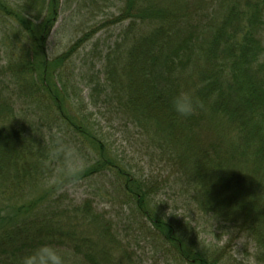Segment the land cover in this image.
<instances>
[{"label": "trees", "instance_id": "trees-1", "mask_svg": "<svg viewBox=\"0 0 264 264\" xmlns=\"http://www.w3.org/2000/svg\"><path fill=\"white\" fill-rule=\"evenodd\" d=\"M71 2L0 0L3 33L19 44L6 65L14 76L0 78V264H21L44 246L64 253V264H111L118 250L129 255L134 228L192 264H216L186 252L183 224L174 223L183 205L235 226L264 262V0H104L99 27L117 31L105 52L82 50L89 32L50 55L62 9L81 15ZM179 89L205 109L176 116L170 100ZM101 120L119 121L132 148L144 149L112 158L114 135ZM85 147L92 163L71 172L66 156ZM108 173L122 183L115 217L66 190ZM163 195L176 197L170 214Z\"/></svg>", "mask_w": 264, "mask_h": 264}, {"label": "rangeland", "instance_id": "rangeland-1", "mask_svg": "<svg viewBox=\"0 0 264 264\" xmlns=\"http://www.w3.org/2000/svg\"><path fill=\"white\" fill-rule=\"evenodd\" d=\"M10 1L11 3H15L19 0ZM62 1L66 3V0ZM103 1L104 0H93L92 3L90 0H72L70 5H72L73 9H75L78 4L81 9V15L73 18L69 17L71 10L67 11L62 9L59 21L56 23L48 41V53L50 55H56L65 51L74 41L83 35V37H85V34L89 32L91 33L88 36L89 38L86 44L84 45L83 43L84 46L82 50L86 49V52L90 53L91 50H94L98 46L104 53L107 46L105 42L115 39L117 31H115L116 25H106L104 28L99 27L100 23L103 21L101 19L105 17V14L101 11L102 5L104 4ZM64 7L66 8V5H64ZM106 11L105 13H108L109 9ZM5 17L4 13L0 16V78L4 77L5 80H9L12 75L14 76V71H9L6 65L10 60L13 61L17 59L19 44L17 45V42L13 40L14 32L11 31L12 36H7V34L3 33L5 29L4 26H6L8 22L7 17L4 19ZM96 53L97 51H92L90 55L96 56ZM4 69L7 73H3ZM8 87H11V84H8ZM83 90V95H87L90 87H83ZM8 93L9 90L3 91V95L6 97L9 96ZM26 101H31V98L26 99ZM21 104L22 103H20V105L18 104V106H22ZM15 106L17 107V104H15ZM28 106L32 107V104H28ZM85 106H87L85 111L91 116L92 112L95 113L97 110L93 105L89 107V105L86 104ZM95 116L98 115L95 113ZM101 121L106 131L114 135V137L111 138L113 145L110 147L111 154L113 155L112 158H115V150H117L118 153L129 155L130 160L138 150L144 149L143 145H137L135 148H132L131 143L134 141H129L127 136L123 134L122 129L118 126L119 121L114 120L112 123L105 120ZM107 142L110 143V141ZM85 149L86 150L83 152L85 155L76 152L75 160L69 155L66 156V159L69 160L68 168L71 166V172L83 168L85 165L83 161H85V163L91 161L87 153L92 152V149L86 147ZM136 157L137 156H135V158ZM90 163H92V161ZM134 165L137 167L136 170H143V176L148 175L150 166L146 159L141 160L137 158ZM120 179L121 178H116L108 173L105 176H101V178L99 176L94 177L91 181L87 180L72 183L66 190L76 202L89 197L95 200V205L100 211L111 212L115 217L119 213L118 211L123 209L122 205L119 206L120 203L117 202L119 200L118 198H123V195L118 190V185H122L119 181ZM163 196L164 198L170 199L168 211L170 214V212L174 210V207H176L173 202L176 197H169L168 195ZM178 207L179 208L174 214L177 217L174 223L179 225L183 224L182 232L186 238L183 245L188 254L190 249H194L200 254V257L204 259L207 258L209 262L216 261V264H264V262H259L257 259L258 253L260 252L255 248L254 243L245 238L246 236L239 232L235 226L226 228L223 227L222 224L214 223L208 216H204L196 211H186L188 208L185 210L184 205ZM115 210H117V213ZM162 210L163 209H160L159 211L161 212ZM144 223H148V227L153 230L154 227L150 222L144 220L141 225ZM147 230L146 228H142L135 231L134 228L132 231H127L130 236H133L127 246L129 255L127 256L124 254L125 252L122 253L118 250L114 253L111 264H192L191 260L187 261L182 259L175 248H173L174 252L171 253L168 249V245L165 244L168 246L166 248V246H162L156 239L144 236L143 232H147ZM123 235L126 237L125 231H123ZM92 237L99 245L106 242H102L101 239L98 240V237H100L98 231L93 232ZM125 243H127L126 240L124 244ZM124 244L122 243V245Z\"/></svg>", "mask_w": 264, "mask_h": 264}, {"label": "clouds", "instance_id": "clouds-1", "mask_svg": "<svg viewBox=\"0 0 264 264\" xmlns=\"http://www.w3.org/2000/svg\"><path fill=\"white\" fill-rule=\"evenodd\" d=\"M171 110L180 118H190L205 109V104L192 91L179 89L170 100ZM64 264L65 254L44 246L22 259L21 264Z\"/></svg>", "mask_w": 264, "mask_h": 264}]
</instances>
